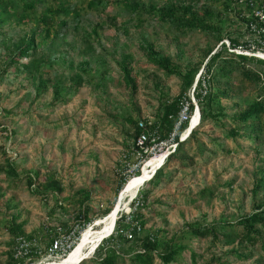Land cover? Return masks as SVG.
<instances>
[{
    "label": "rangeland",
    "instance_id": "rangeland-1",
    "mask_svg": "<svg viewBox=\"0 0 264 264\" xmlns=\"http://www.w3.org/2000/svg\"><path fill=\"white\" fill-rule=\"evenodd\" d=\"M104 1L106 10L86 13L82 28L75 37L68 36V44L53 49L47 44L41 49L40 53L50 56L66 54L67 59L54 64L55 70L50 74L46 73L44 80L51 83L46 84L42 93L37 95V76L33 79L27 73L10 69L0 78V166L5 167L6 160L11 159L20 173V181L15 182L0 173V264H7L12 252L8 245L11 237L7 225L13 215H20L19 219L26 222V234H34L41 250H47L25 264H46L65 258L48 253L49 243L54 238L52 230L56 232L62 228L68 232L74 228L78 232L76 248L87 231L101 229L98 221L108 216H105L108 209L117 206L123 189L121 172L127 171L121 158L133 146L135 136V128L129 125L128 117L136 121L157 119L162 101L176 98L181 88L180 78L168 76L148 61L141 44H152L158 56L171 58L173 64L183 70L188 66L197 69L195 84L188 92L192 100L196 83L205 71L208 45L213 53L221 45H215L213 39L201 33H191L176 41L173 32L150 18L141 26L137 21H129V16L124 14L112 23V18L119 13L115 2L118 0ZM143 1L162 5L168 0ZM212 1L214 9L222 12L224 2ZM185 2L193 3L191 0ZM194 4L197 7L210 5L208 0H196ZM225 20L231 24L234 15L227 14ZM97 24L102 27L98 29V36L92 33L94 50L86 54L81 40L91 34ZM236 29L232 25L229 27L231 32ZM23 32L7 27L0 36V70L6 60L4 45L8 38H16L18 46L22 47L19 38ZM224 43L229 45L227 39ZM256 46L253 45L252 51L264 50V47ZM252 51L235 50L238 54L260 59L258 55L248 53ZM125 55L130 56L128 66L136 85L135 93L126 87L121 70ZM85 61L91 64V73L81 76L89 81L73 89V78ZM101 77H104L103 82ZM59 83L64 87L62 98L53 103V87ZM258 94V90L248 86L244 96L252 98ZM238 100H221L229 115L237 111ZM223 122V127L212 120L197 124L193 128L195 136L185 142L179 158L166 164L165 175L157 182L148 181L137 192V200L146 198L141 214L145 222L144 235L159 234L160 240L177 236V243L185 247L172 264H192V252L197 256V264H257V250H247L252 255L248 260H240L230 251L237 247L236 243L226 245L224 240L212 242L211 238L193 237L187 233L189 224L219 226L235 223L241 216L251 214L258 201L264 198V191L254 193L255 185L264 178V139L259 142L248 138L227 139L226 133L232 122L230 118ZM187 128L191 130L190 124ZM10 131L14 135L7 139ZM143 167L141 165V170ZM29 172L38 175V186L53 176L63 191L33 194L26 184ZM131 172H134L132 167L126 172L130 175L127 182L135 177ZM82 189L91 191L88 204L92 221L85 226L78 219L79 206L68 202ZM132 200L126 198L123 202L119 219L134 213L137 200ZM115 232L114 229L113 234ZM95 252L78 264L83 261L96 264L93 260ZM126 264H130L129 261ZM156 264H161L159 259Z\"/></svg>",
    "mask_w": 264,
    "mask_h": 264
},
{
    "label": "trees",
    "instance_id": "trees-1",
    "mask_svg": "<svg viewBox=\"0 0 264 264\" xmlns=\"http://www.w3.org/2000/svg\"><path fill=\"white\" fill-rule=\"evenodd\" d=\"M191 1L193 3L188 4L185 0H168L162 5H157L143 0H118L115 2L118 5L119 13L117 17L112 18L111 22L115 23L118 16L126 14L129 16V21H137V25L142 26L147 18H150L165 25L169 31L173 32L176 41L191 33H201L203 36L213 39L215 45L221 44L214 53L208 45L205 54L207 57L205 71L193 91L200 109L199 125L212 120L223 127L225 125L223 120L230 118L232 127L226 133L227 139L248 138L259 142L264 139V60L238 54L235 50L252 51L254 44L257 45V48L264 47V34L258 33L262 24L252 13L253 8L264 6V0H222L224 2L222 12H217L214 9L212 0H208L210 5L200 7L194 4L196 0ZM104 3V0H0V36L7 27H10L11 30H24L19 38L23 44L22 47L18 46V40L14 37H9L5 43L4 56L6 60L0 70V78L6 75L10 69L27 73L33 79L37 76L39 79L37 95L42 93L46 89V84L51 83L49 80L48 82L44 80L46 73L50 74L55 70L53 69L54 64L65 62L67 59L65 58L66 54H63V57L59 54L51 55V57L46 53H40L41 49L47 44L51 49L68 44V36L72 34L75 37L82 28L85 14L91 10L105 11L107 6ZM230 13L234 15V20L228 24L225 16ZM229 25L235 26L237 29L231 32ZM252 25L258 29H256L257 32L251 30ZM101 27L100 24L95 25L91 34L82 38L84 53L89 54L94 50L91 36L92 33L98 36V29ZM8 30L10 29L8 28ZM226 39L229 41V45L224 43ZM140 47L146 52L150 63L164 70L168 76H176L181 80L179 95L171 101L169 99L162 101L156 115L157 119H153V124L150 127L167 135L177 123L178 115L184 106H189L190 114L194 110L195 106L188 92L195 84L197 69L190 66L184 70L181 69L173 64L171 58L158 56L154 51V46L148 42L141 44ZM129 59L130 56L126 55L122 58L121 70L126 87L135 93L136 85L132 78V70L128 66ZM90 73L91 64L88 61L80 64L79 74L73 78L72 88L78 89L89 81V79L85 81L81 75L89 76ZM103 80L104 77H101V82ZM97 86L102 87L100 84ZM248 86L254 87L259 91V94L252 98H246L244 93ZM53 88L52 102L57 103L62 98L64 87L59 83ZM223 98L239 99L240 103L236 102L235 107L237 111L232 115L227 113L226 107L221 103ZM127 121L130 126L135 128V140L139 133V122L148 123L149 119L144 118L136 121L133 117H128ZM186 127L187 123L182 125V129ZM2 130L8 132L6 128H2ZM195 133L196 131H193L188 139H193ZM13 135L14 133L10 131L7 134V139ZM184 145L185 142L180 144L177 152L167 160L166 164L172 159L179 158ZM166 164L157 170L149 183L157 182L165 175ZM0 173H4L10 181H20V173L11 159L6 160L5 167L0 166ZM139 174L140 172L137 175ZM37 177V174L31 172L26 174L27 187L33 194H59L63 191L53 176H49L42 186H38ZM125 182L126 179L122 177L121 187ZM260 191H264V178L255 185L254 193L257 194ZM145 199L137 200L136 198L133 201L137 200L134 204L135 211L131 215L132 219L142 226V234L137 235L133 240L124 237L123 232L130 229V224L126 221L127 216L122 215L116 222L115 234L104 240L96 250L93 259L96 264H126L127 261L130 264H156L157 259L161 264L176 262L185 250L183 245L177 243V236L160 240L159 234L144 235L145 222L141 214L145 207ZM90 201L91 191L88 189L79 190L74 197H70L68 200V202L79 206L78 219L84 226L92 221L89 217L91 206L88 203ZM258 202L251 214L241 216L235 223L219 226L189 224L187 233L193 237L211 238L212 242L224 240L226 245L236 243L237 247H233L230 251L240 260H248L252 255L247 250H257L259 255L257 264H264V198ZM111 211L112 209H108L105 216L109 215ZM19 218V214L11 216L7 225V232L11 237L8 245L11 248H13L14 240L18 237L22 236L29 240L35 238L34 234H26V222ZM52 232L55 237L57 229L56 232L53 230ZM48 235L47 237H49ZM191 262L197 264V256L193 252L191 253ZM7 264H12V252ZM81 264H85L84 261Z\"/></svg>",
    "mask_w": 264,
    "mask_h": 264
},
{
    "label": "built area",
    "instance_id": "built-area-1",
    "mask_svg": "<svg viewBox=\"0 0 264 264\" xmlns=\"http://www.w3.org/2000/svg\"><path fill=\"white\" fill-rule=\"evenodd\" d=\"M252 13L262 24V27L258 30L254 27V25H252L251 30L256 31L257 29L258 33L264 34V6L262 8H253ZM192 102L196 107V113L198 104L194 96ZM148 119V123H145L144 121L139 122V133L135 137L133 146L128 149L121 158L122 166L127 169L126 172H129L130 167L133 168L134 172H131L133 176H137L138 172L141 173V165L146 166L153 158L163 157L164 160L162 166L166 164L167 160L177 152L180 144L186 142L193 131V129L188 130L187 127L182 129V125L185 123L191 125L192 116L189 113L188 105L184 106L180 111L177 123L173 127L172 131L167 135L151 129L150 127L153 124V119ZM132 161H134L133 164ZM126 172H121L126 179L123 186L127 183V178H130V175ZM131 215L132 214L126 215V221L130 224V229L123 232L124 237L128 240H133L137 235H141L143 232V228L140 223L134 221ZM62 231V228L57 229V235L49 243L48 253L55 255L59 254L67 257L75 249L74 245L78 242V232L74 228L70 229L68 232ZM46 252L47 250L45 252L41 250L40 242L37 238L29 240L22 236L18 237L14 240L12 248V264L28 263V261L38 258Z\"/></svg>",
    "mask_w": 264,
    "mask_h": 264
},
{
    "label": "bare ground",
    "instance_id": "bare-ground-1",
    "mask_svg": "<svg viewBox=\"0 0 264 264\" xmlns=\"http://www.w3.org/2000/svg\"><path fill=\"white\" fill-rule=\"evenodd\" d=\"M248 53L258 55L260 59H264V50H258L255 52L252 51ZM199 120L200 113L199 110H196V113L191 120V129L197 126ZM163 160V157L153 158L148 162L146 166L143 167L140 175L131 178L123 186L117 206L110 212V214L106 218L98 221V226H100L101 229L97 231H87L83 235L81 242L67 257L60 261L48 262L46 264H78L82 260H87L89 256L99 248L101 242L105 238L110 237L114 232L115 224L118 218V212L121 209V206L126 198H130V200H132L134 197H136L140 187L153 179L152 176H154L157 170L162 166ZM125 204L128 205L127 203Z\"/></svg>",
    "mask_w": 264,
    "mask_h": 264
},
{
    "label": "clouds",
    "instance_id": "clouds-1",
    "mask_svg": "<svg viewBox=\"0 0 264 264\" xmlns=\"http://www.w3.org/2000/svg\"><path fill=\"white\" fill-rule=\"evenodd\" d=\"M199 124H200V120H199V123H198V125H199ZM136 198H137V196H136V197H135V198L132 200V202H133V201H134ZM112 234H113V233H112ZM112 234H111V235H112Z\"/></svg>",
    "mask_w": 264,
    "mask_h": 264
},
{
    "label": "water",
    "instance_id": "water-1",
    "mask_svg": "<svg viewBox=\"0 0 264 264\" xmlns=\"http://www.w3.org/2000/svg\"><path fill=\"white\" fill-rule=\"evenodd\" d=\"M197 110H199V108H198ZM199 113H200V110H199ZM152 177H153V176H152Z\"/></svg>",
    "mask_w": 264,
    "mask_h": 264
}]
</instances>
